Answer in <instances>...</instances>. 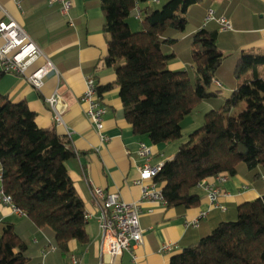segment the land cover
I'll return each mask as SVG.
<instances>
[{"label":"trees","instance_id":"1","mask_svg":"<svg viewBox=\"0 0 264 264\" xmlns=\"http://www.w3.org/2000/svg\"><path fill=\"white\" fill-rule=\"evenodd\" d=\"M213 1L145 6L138 31L127 19L145 0L100 2L108 36L104 64L116 67L114 87L134 135L152 145L172 142L199 103L210 106L204 124L154 178L178 215L200 204L203 180L240 175L256 189L264 186V51L236 55L238 85L224 98L214 88V82L224 87L217 79L225 60L217 44L219 25L204 24ZM243 1L226 0L213 10L215 17ZM175 60L184 69H171ZM111 88L97 87L98 96ZM74 156L68 137L39 128L25 102L0 94L1 189L24 216L17 225H0V264H37L48 245L66 257L71 241L89 242L84 204L65 166ZM169 264H264V195L238 205L235 220L219 223L197 244L174 253Z\"/></svg>","mask_w":264,"mask_h":264},{"label":"crops","instance_id":"2","mask_svg":"<svg viewBox=\"0 0 264 264\" xmlns=\"http://www.w3.org/2000/svg\"><path fill=\"white\" fill-rule=\"evenodd\" d=\"M167 1L157 0L155 4L164 5ZM225 1L214 0L212 10H219ZM100 2L71 0L69 16L74 28H70L59 7L52 5L50 0H21L19 8L13 0H0L4 12L24 28L41 50L42 56L28 68L27 73L31 74L41 67L45 58L50 59L59 72L58 75L46 77L39 90L21 77L3 74L0 78V94L13 103L25 102L34 113L39 128L54 129L59 136L70 139L75 156L65 166L76 194L84 204L85 213L92 216L85 226L89 242L81 244L71 241L66 257L50 253L44 259L45 264H70L72 257H76L79 264H111L109 257L100 252L98 213L93 204L89 181L106 193H117L123 201L139 202L141 191L134 182L138 178L136 167L143 161L136 153L138 144L143 143L152 148L153 165L172 159L178 150L175 143L152 145L146 137L134 135L124 119L119 89L114 87L116 67L104 64L108 36L102 27L104 14ZM145 6L149 5L145 2L138 7L143 9ZM5 13L0 11V19L6 17ZM131 17H134L133 14ZM224 17L231 25L230 31H219L217 39L219 51L225 59L217 79L224 87L214 85V88L232 92L238 85L233 75L236 55L264 51V0H244L227 11ZM127 23L131 30H140L141 24L138 28L130 20ZM171 69L181 70L184 66L175 60ZM86 75L93 76L96 87L112 86L99 96L106 108L103 129L106 141L100 139L98 131L88 121L86 106L80 101L85 91ZM54 94L59 96L55 112L61 117L60 124L55 122L54 112L46 102ZM163 157H167V160ZM206 181L219 189L215 203L220 209H212L203 189H199L200 204L188 209L184 215L176 214L161 203L142 201L140 226L143 229V241L129 252L122 253L113 264H169L174 253L197 244L219 223L235 220L238 205L264 195V186L256 189L240 175L226 177L225 181L219 183L214 178ZM202 212L207 215L200 221L198 228L185 227L186 222L193 221ZM23 220L24 216L20 212L0 204V225L2 222L17 225ZM165 244L172 247L171 252L159 251Z\"/></svg>","mask_w":264,"mask_h":264},{"label":"built area","instance_id":"3","mask_svg":"<svg viewBox=\"0 0 264 264\" xmlns=\"http://www.w3.org/2000/svg\"><path fill=\"white\" fill-rule=\"evenodd\" d=\"M16 6L20 7L21 0H13ZM148 5L157 3V0H145ZM54 6H58L61 13L66 17L68 26L74 28V22L69 16L71 9V0H50ZM0 11L4 9L0 5ZM6 17L0 19V73L14 74L25 79V81L34 89L39 90L46 77L50 74L58 75L59 72L50 59L45 58L44 64L31 74H26L29 67L42 56L41 50L36 43L30 38L24 28L14 21L5 13ZM133 16L137 20L142 19L141 9L136 6L133 10ZM214 21L219 25L220 32L231 30V25L225 17L216 18L212 9H209L204 24ZM44 57V56H43ZM85 91L80 97L81 103L86 106V116L88 121L94 125L100 135L102 141H106L107 137L103 134L104 116L106 108L99 99L95 79L92 75H86L84 78ZM214 85L220 87V84L214 82ZM59 100V96L54 94L46 100L50 109L54 112V120L57 124L61 123V117L55 112V106ZM136 153L143 161L137 166L138 178L134 184L140 188L141 201L126 202L123 201L117 193H106L103 189L95 187L92 183H88L91 187L92 199L94 207L97 210V224L101 233L100 252L106 255L113 264L114 260L124 252H129L132 247L138 246L143 241V229L140 226V206L142 201L149 203H161L167 206L162 195L161 187L154 182V178L159 174L163 167V163L157 165L151 164L153 159L152 148L139 143ZM1 175V169H0ZM216 182L225 181L226 177L216 176ZM264 180V177H263ZM208 196L212 205V209H220L215 201L219 194V189L203 180L199 186ZM0 204L10 207L13 211L18 212L11 198L0 188ZM206 212H202L199 217L193 221L186 222V228H198L200 221L205 218ZM92 218L91 215L85 213L86 222ZM161 252H171L170 245H163L159 250ZM50 253H56V248L52 245L46 246L41 252V260L37 264H45L44 259ZM70 264H79L76 257H72Z\"/></svg>","mask_w":264,"mask_h":264},{"label":"rangeland","instance_id":"4","mask_svg":"<svg viewBox=\"0 0 264 264\" xmlns=\"http://www.w3.org/2000/svg\"><path fill=\"white\" fill-rule=\"evenodd\" d=\"M163 5L160 4H151V7L154 9L160 10ZM127 20H130V22L134 23L135 25L140 26V21L135 19V17H129ZM132 28H135L134 25H132ZM138 29H132V31H137ZM28 75V73H26ZM214 89V88H213ZM231 92L223 90L222 91V96L224 98H229ZM243 106V105H242ZM210 111V106L204 102L199 103L194 110L186 116L182 122H181V127H182V135L179 139H176L172 142H167V143H175V146L179 148L180 145L186 143L188 141L189 134H191L193 131L199 129L203 124H204V116L205 114ZM167 143H162L159 144L161 146H164ZM168 144V145H169ZM164 160H167L163 157Z\"/></svg>","mask_w":264,"mask_h":264}]
</instances>
